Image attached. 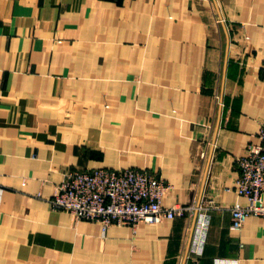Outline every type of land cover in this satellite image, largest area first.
I'll return each instance as SVG.
<instances>
[{
    "label": "crops",
    "instance_id": "0c3cea01",
    "mask_svg": "<svg viewBox=\"0 0 264 264\" xmlns=\"http://www.w3.org/2000/svg\"><path fill=\"white\" fill-rule=\"evenodd\" d=\"M263 121L264 0H0V264H264V217L230 227ZM99 167L209 207L202 253L196 211L103 231L51 207Z\"/></svg>",
    "mask_w": 264,
    "mask_h": 264
},
{
    "label": "built area",
    "instance_id": "2783aa9c",
    "mask_svg": "<svg viewBox=\"0 0 264 264\" xmlns=\"http://www.w3.org/2000/svg\"><path fill=\"white\" fill-rule=\"evenodd\" d=\"M258 143H250L245 153L236 158L239 169L237 193L248 203H236L230 209L232 229H240L252 215L264 217V121L259 128ZM172 187L149 169L127 167L121 169L74 168L67 170L49 199L52 208L72 213L78 219L101 223L103 231L111 224L137 226L140 222H158L185 212L198 213L195 234L206 220L202 238L197 239V254L202 253L209 226V207L176 203L163 204V198ZM213 264H240L234 257L216 256Z\"/></svg>",
    "mask_w": 264,
    "mask_h": 264
},
{
    "label": "water",
    "instance_id": "95a60500",
    "mask_svg": "<svg viewBox=\"0 0 264 264\" xmlns=\"http://www.w3.org/2000/svg\"><path fill=\"white\" fill-rule=\"evenodd\" d=\"M194 221H195V218H194Z\"/></svg>",
    "mask_w": 264,
    "mask_h": 264
},
{
    "label": "rangeland",
    "instance_id": "374dc122",
    "mask_svg": "<svg viewBox=\"0 0 264 264\" xmlns=\"http://www.w3.org/2000/svg\"><path fill=\"white\" fill-rule=\"evenodd\" d=\"M192 213V212H191Z\"/></svg>",
    "mask_w": 264,
    "mask_h": 264
}]
</instances>
